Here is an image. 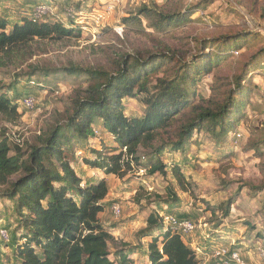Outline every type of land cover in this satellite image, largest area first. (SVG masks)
<instances>
[{"label": "rangeland", "instance_id": "obj_1", "mask_svg": "<svg viewBox=\"0 0 264 264\" xmlns=\"http://www.w3.org/2000/svg\"><path fill=\"white\" fill-rule=\"evenodd\" d=\"M188 10H193L188 19L179 20ZM38 16V22H59L79 35L35 40L0 57V86H15L9 97L17 103L19 113L17 120L1 127L21 153L48 130L63 127L76 102L86 96L85 78L64 77L61 69L75 65L113 73L123 59H155L158 74L146 84L153 90L158 78L165 83L182 75L183 64L201 57L202 49L212 54L240 38V49L233 45L225 59L213 64L210 75L193 74L195 84L186 86L190 104L206 107L201 99L221 100L233 90V77L251 72L252 82L243 91V107L233 115L234 120L239 119L236 129L224 136L203 129L183 153H176L169 145L176 141L175 131L183 116L191 113L189 106L184 108L170 129L156 133L152 148L138 149L139 163H131L130 171L122 177L106 176L108 195L99 216L102 227L114 238L111 252L131 247L137 250L130 255L138 256L154 235L142 239L139 233L146 228L147 217L158 213L194 223L195 232L184 242L198 248L206 264H213L210 249L217 246L238 251L245 264H264V0H4L0 4V18L7 19V29L24 17ZM161 16L179 23L167 24ZM132 19H138L140 25L132 28ZM163 55L166 58L159 60ZM141 97L122 101L126 117H143L146 106L139 101ZM26 98L33 99V106L23 107ZM92 129L93 137L75 138L64 146L71 167L83 181L104 177L101 170L85 164L95 159L94 152H118L100 121ZM161 146H165L160 161L167 164L166 175L150 176L144 168L154 163L155 150ZM173 166L184 175V191L173 179ZM18 177H10L8 184ZM7 185L0 183V193ZM113 205L121 208L118 219L111 212ZM0 229L7 233L6 240L0 236V264H13L12 236L22 233L6 199H0Z\"/></svg>", "mask_w": 264, "mask_h": 264}, {"label": "trees", "instance_id": "obj_2", "mask_svg": "<svg viewBox=\"0 0 264 264\" xmlns=\"http://www.w3.org/2000/svg\"><path fill=\"white\" fill-rule=\"evenodd\" d=\"M3 1L0 0V4ZM188 11L181 13L179 20L188 19L193 10ZM160 19L169 21L167 24L179 23L173 17L161 16ZM130 24L135 28L140 21L132 19ZM73 35L79 33L59 22L44 19L32 22L25 17L7 29V19L2 17L0 57L13 54L17 48H24L35 40L61 39ZM237 38H234L235 44L229 43L226 49L220 47L212 54L208 53V49H202L201 57L183 64L182 75L165 83L158 78L153 90H149L146 84L149 77L158 74L155 59L142 61L133 58L127 62L123 59L113 73L81 69L75 65L61 69L64 77L85 78L88 82L86 96L76 102L75 111L63 127L57 126L42 134L33 145L27 146L26 153H21L11 144L6 130L1 127L19 117L17 103L9 97L15 86H0V183L7 185L10 177L19 174L0 193V199L11 202L17 216V227L22 233L17 238L12 236L13 264H206L201 253L186 244L182 237L164 229L158 213H151L147 217L146 228L139 233L142 239L154 235L151 241L146 242L136 260L130 253H136L137 249L125 247L110 251L109 245L114 243V238L102 227L98 217L104 211L103 201L108 195L105 177H122L130 171L131 163H139L138 149L152 148L156 133L170 129L184 108L189 106L191 113L183 116V122L175 131L176 141L169 145L176 153H183L193 136L203 129L210 130L214 136L228 135L236 129L239 119L234 120L233 115L240 113L243 107V91L247 88V82H252L251 72L233 77V90L223 95L221 100L214 97L206 101L201 99L206 107L190 104L186 86L189 82L195 84L196 80L190 77L193 74L197 77L210 75L213 64L225 59L233 50V45L234 49H240ZM164 57L166 55L159 60ZM173 58L171 55L169 59ZM32 74L34 72L25 78ZM48 75L51 74H45ZM27 82L31 83L29 80ZM32 82L34 85L35 82ZM194 94L191 93V97ZM262 94L264 97V92ZM139 96H143L139 101L146 106L143 117H126L122 101ZM96 121H100L113 137L118 152L112 155L94 152L95 159L86 160L85 164L101 170L104 177L83 181L71 167L64 146L75 138L93 137L92 126ZM164 147L156 148L154 163L144 168L148 169L150 176L166 175L167 164L160 161ZM171 174L184 191L185 179L180 169L173 166ZM223 215L228 216L227 209Z\"/></svg>", "mask_w": 264, "mask_h": 264}, {"label": "built area", "instance_id": "obj_3", "mask_svg": "<svg viewBox=\"0 0 264 264\" xmlns=\"http://www.w3.org/2000/svg\"><path fill=\"white\" fill-rule=\"evenodd\" d=\"M43 8H38L37 12L39 14L43 13ZM41 19L40 16L37 18H32V22H38ZM33 84V82H31ZM33 99L26 98L23 101V107H31L33 106ZM239 138V137H238ZM111 212L115 219H118L121 215V208L119 205H113L111 207ZM160 219L162 220V225L165 230H168L172 234L179 235L183 239L191 236L195 232L194 223L186 218H179L175 215H168V214H161L159 215ZM0 236L1 238L6 240L7 233L5 230L0 229ZM199 252V249H195ZM211 251V260L213 264H245L244 261L241 259L238 251L231 249L230 247L226 246H217L210 249ZM264 260V256H263Z\"/></svg>", "mask_w": 264, "mask_h": 264}, {"label": "crops", "instance_id": "obj_4", "mask_svg": "<svg viewBox=\"0 0 264 264\" xmlns=\"http://www.w3.org/2000/svg\"><path fill=\"white\" fill-rule=\"evenodd\" d=\"M106 178V180H108V178L107 177H105ZM104 202V201H103ZM104 204V203H103ZM99 218V220H100V216L98 217ZM101 223V222H100ZM191 247L192 248H194L192 245H191ZM197 249V248H196ZM135 254V253H134ZM134 254H132V257L136 260V258H137V255H136V257H134L135 255Z\"/></svg>", "mask_w": 264, "mask_h": 264}]
</instances>
